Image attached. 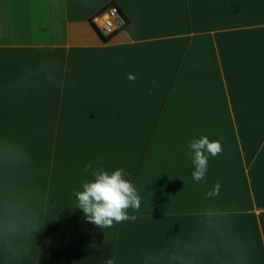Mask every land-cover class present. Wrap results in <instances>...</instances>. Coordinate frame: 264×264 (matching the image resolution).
I'll use <instances>...</instances> for the list:
<instances>
[{"label": "crops", "instance_id": "crops-1", "mask_svg": "<svg viewBox=\"0 0 264 264\" xmlns=\"http://www.w3.org/2000/svg\"><path fill=\"white\" fill-rule=\"evenodd\" d=\"M110 3L127 22L103 38ZM86 164L131 173L135 221L86 220ZM109 259L264 264V0H0V264Z\"/></svg>", "mask_w": 264, "mask_h": 264}, {"label": "clouds", "instance_id": "clouds-1", "mask_svg": "<svg viewBox=\"0 0 264 264\" xmlns=\"http://www.w3.org/2000/svg\"><path fill=\"white\" fill-rule=\"evenodd\" d=\"M59 66V61L56 62ZM128 79L135 81L133 74H128ZM155 83V81H153ZM63 87V85H61ZM153 90L149 89V94ZM193 155V164L195 171L192 172V178L199 183L204 180L208 169V156H217L222 152V145L219 141L210 142L207 136L193 140L189 144ZM103 164V158L98 161ZM84 171L90 172L94 180L83 183L82 191H76L74 195L78 201L77 208L82 209L86 220L100 227L109 228L114 223H123L124 221H135V215H129L128 210H139L141 206V197L133 184L125 179L127 173L125 169L120 168L109 174L104 168H93L92 164H86ZM220 184L217 183L212 191L207 193L211 198L219 194ZM38 215L36 213L21 210L16 217L15 224L17 230H25L29 233H38L41 228L37 226ZM106 264H114L112 259L107 260Z\"/></svg>", "mask_w": 264, "mask_h": 264}, {"label": "built area", "instance_id": "built-area-1", "mask_svg": "<svg viewBox=\"0 0 264 264\" xmlns=\"http://www.w3.org/2000/svg\"><path fill=\"white\" fill-rule=\"evenodd\" d=\"M91 22L103 36H111L116 30L126 24L119 8L114 4H107L96 12L92 16Z\"/></svg>", "mask_w": 264, "mask_h": 264}, {"label": "trees", "instance_id": "trees-1", "mask_svg": "<svg viewBox=\"0 0 264 264\" xmlns=\"http://www.w3.org/2000/svg\"><path fill=\"white\" fill-rule=\"evenodd\" d=\"M110 4H112V3H110ZM125 21H126V19H125ZM127 22V21H126ZM92 23V22H91ZM94 26V25H93ZM97 32H98V30H97ZM100 34V33H99ZM101 35V34H100ZM103 38H106V37H110V36H103V35H101Z\"/></svg>", "mask_w": 264, "mask_h": 264}]
</instances>
